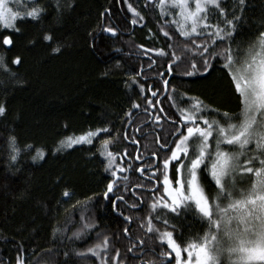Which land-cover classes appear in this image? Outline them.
<instances>
[{
	"label": "snow or ice",
	"instance_id": "1",
	"mask_svg": "<svg viewBox=\"0 0 264 264\" xmlns=\"http://www.w3.org/2000/svg\"><path fill=\"white\" fill-rule=\"evenodd\" d=\"M123 3L132 14L131 24L145 22L142 10L129 0ZM145 4L158 16V32L165 39V46L140 44L138 48L143 50L141 55L148 57V70L153 76H160V80L147 89V79L144 83L135 79L141 71H135L129 80L138 83L137 95L143 98V111L152 121L151 128L160 129L161 135L154 141L157 147L149 152L145 144L146 151L134 158L127 149L123 153L110 151L108 146L113 143V133L105 125L81 135L67 136L52 151L91 144L98 133L107 134L100 151L105 157V172L110 173L105 198L114 189L119 190L121 181L124 182L123 191H128L129 177L118 173H139L146 176V180L132 187L144 192L155 190L150 203L144 201L151 211L138 224L132 216L120 213L125 221L131 222L123 228L124 238L129 241L125 253L112 245V237L103 235V239L74 254L77 257L91 254L96 264H132L133 261L136 264H264V24L247 40L237 39L241 24L246 22V0H234L230 7L225 6L224 0H145ZM49 6L42 0H24L23 5L21 0H0V47L14 45L13 36L3 33L10 30L18 34V20L39 21L47 14ZM54 10L59 12V0ZM108 11L105 9L101 16ZM172 25L183 39L174 38L170 32ZM103 31L115 35L117 28L105 26ZM41 39L50 42L53 37L46 32ZM61 48L57 42L51 52L59 53ZM152 53L161 63H157ZM20 62V56L12 60L14 65ZM116 63L119 66L120 61ZM161 67L164 72L159 71ZM0 69L11 75L3 55H0ZM216 71L223 72L229 79V86L238 100L237 111L221 110L198 96L181 93L172 83L176 78L207 79ZM161 95L172 102L170 109L174 108L175 112L161 106ZM183 97H187L189 103L184 104ZM140 108L141 103L131 101V107L121 119L134 124L133 110ZM6 113V103L0 101V117ZM161 120L169 121L170 126L166 128ZM141 123L149 127L144 121ZM139 129L136 125L134 131ZM143 134L147 137L150 129ZM123 138L132 145L138 143L129 133ZM5 144L11 168H15L22 150L31 152L33 149L32 144L21 148L12 134ZM122 155L132 160L127 167L117 163V157ZM43 159H46L44 148L36 147L31 160L35 163ZM238 184L245 186L238 187ZM61 195L71 198L72 192L65 187ZM143 195L141 193V197ZM116 199L127 203L123 194ZM76 204L81 202L76 201ZM116 206V200H112L113 210ZM131 207L140 211L143 204L133 203ZM86 210L87 203H84L79 225L71 219L65 221L66 230L75 228L70 239H80L82 234L95 230L96 225L88 222L84 215ZM181 217L199 223L202 229L199 242L186 240L183 231H178ZM133 224L146 229L144 235L133 238ZM59 231L61 229L53 227V233ZM96 235L99 238L102 234ZM156 240L160 243L156 244ZM149 253L153 258L145 259ZM63 255L68 258L70 253L65 251ZM33 259L25 260L23 249H19L14 264H33ZM0 264L5 262L0 260ZM64 264H68L67 259Z\"/></svg>",
	"mask_w": 264,
	"mask_h": 264
},
{
	"label": "trees",
	"instance_id": "2",
	"mask_svg": "<svg viewBox=\"0 0 264 264\" xmlns=\"http://www.w3.org/2000/svg\"><path fill=\"white\" fill-rule=\"evenodd\" d=\"M42 2L50 5L47 14L39 21L18 20V34L10 30L3 33L13 36L14 45L0 47V55L11 69V75L0 69V101L7 107L6 115L0 117V260L14 264L18 250L23 249L25 260L35 257L33 264H64L65 259L68 264H96L91 254L77 257L74 252L83 251L103 239V235H109L112 245L125 253L129 241L124 238L123 228L131 222L125 221L120 213L132 216L138 224L151 211L144 201L150 203L154 194L132 187L145 180L129 171L118 173L129 177L128 191H123L121 181L119 190L114 189L105 198L110 178V173L105 172V157L100 155L101 142L107 138L105 133H98L91 144L82 143L56 152L52 149L67 136L108 125L113 133V143L108 146L110 151L123 153L127 149L134 158L137 149V155L146 151L145 144H148L147 151L155 150L154 141L161 135L160 129L151 128L152 121L144 113L143 98L137 92L138 83L147 79V89L156 84L160 76H153L148 70V57L140 54L143 50L138 45L164 47L165 39L158 32L155 10L147 6L145 0H129L145 16L144 23L135 25L131 24L133 17L123 0H59V12L54 10L56 0ZM233 2L224 0L226 7ZM246 3V22L240 26L239 40H247L264 24V0H246ZM105 9L108 13L101 16ZM105 26L116 27L117 33L103 31ZM46 32L51 33L52 41H42ZM170 32L175 39H183L175 32V25ZM57 42L62 45L61 51L52 53L51 48ZM151 55L161 63L155 53ZM16 56L21 57L18 65L12 64ZM135 71H141V75L135 77L138 83L129 80ZM159 71L165 69L161 67ZM172 83L179 92L198 96L221 110H238L237 97L221 71L207 79L176 78ZM159 99L162 107L175 112L174 108L170 109L172 102L167 101L166 96L161 95ZM133 100L141 103L140 109L133 110L134 124L121 119ZM183 103H189L187 97H183ZM142 121L149 127L145 128ZM160 123L166 128L170 126L165 120ZM124 125L129 126L126 129ZM136 125L140 129L134 131ZM149 129L150 134L145 137L143 133ZM126 133L134 135L138 143L132 145L124 140ZM9 134L17 138L21 148L25 144L33 145L31 152L21 151L15 168L8 166L5 141ZM36 147L44 148L46 159L34 163L31 155ZM131 162L127 156L117 157V163L124 167ZM243 186L238 184V187ZM65 187L72 192L71 198L62 197ZM132 189L136 195L130 194ZM122 194L127 203L118 201L113 210L112 200ZM76 201L81 204L77 205ZM84 203H87L84 215L88 222L96 225L95 230L82 234L80 239H70L75 228L66 230L65 221L71 219L79 225ZM133 203L143 204L142 210L132 208ZM137 224L132 225L133 238L144 235L146 230ZM53 227L61 231L53 233ZM177 228L183 231L186 240L199 242L202 236L199 223L191 218L181 217ZM96 233L102 235L97 238ZM65 251L70 253L68 258L63 255ZM151 258L150 253L145 257Z\"/></svg>",
	"mask_w": 264,
	"mask_h": 264
},
{
	"label": "flooded vegetation",
	"instance_id": "3",
	"mask_svg": "<svg viewBox=\"0 0 264 264\" xmlns=\"http://www.w3.org/2000/svg\"><path fill=\"white\" fill-rule=\"evenodd\" d=\"M149 121H151V120H149ZM169 122V121H168ZM138 165H139V163H137ZM138 174V173H137ZM139 176H141V175H139ZM144 180H146V176H141ZM131 191V193H132V191H133V189L132 190H130ZM150 194H154L155 193V190H152L151 192H149ZM118 201H120V200H118V199H116V202H118ZM122 202V201H121Z\"/></svg>",
	"mask_w": 264,
	"mask_h": 264
},
{
	"label": "water",
	"instance_id": "4",
	"mask_svg": "<svg viewBox=\"0 0 264 264\" xmlns=\"http://www.w3.org/2000/svg\"><path fill=\"white\" fill-rule=\"evenodd\" d=\"M129 125H130V124H129ZM129 125H128V126H129ZM128 126L126 127V129L128 128ZM126 129H125V131H126ZM138 151H139V149H137L136 155L138 154ZM136 155H135V156H136ZM153 159H155V158L153 157ZM137 163H139V162H137ZM138 175H140V174L138 173ZM153 190H154V189H153Z\"/></svg>",
	"mask_w": 264,
	"mask_h": 264
},
{
	"label": "rangeland",
	"instance_id": "5",
	"mask_svg": "<svg viewBox=\"0 0 264 264\" xmlns=\"http://www.w3.org/2000/svg\"><path fill=\"white\" fill-rule=\"evenodd\" d=\"M77 145H79V144H77ZM74 146V145H73Z\"/></svg>",
	"mask_w": 264,
	"mask_h": 264
}]
</instances>
